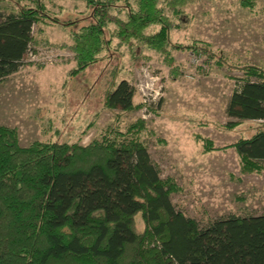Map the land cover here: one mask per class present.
Segmentation results:
<instances>
[{"label":"trees","instance_id":"trees-1","mask_svg":"<svg viewBox=\"0 0 264 264\" xmlns=\"http://www.w3.org/2000/svg\"><path fill=\"white\" fill-rule=\"evenodd\" d=\"M185 1L167 0L166 5L179 17L177 7ZM84 2L86 12L77 18L52 14L45 0L0 9V80L19 69L31 48L33 26L46 22L68 28L76 73L99 60L113 38L117 44L137 42L157 50L171 66L170 48L197 52L207 47L196 40L172 41L174 24L159 0ZM153 26L157 29L149 32ZM206 51L218 65L241 71L225 106L236 121L225 126L259 122L233 144L241 169L259 171L264 67L229 65L220 53ZM133 58L139 56L134 52ZM134 92L122 79L106 90L105 104L138 108ZM144 122L137 119L125 131H103L85 144L54 140L27 146L18 143L15 128L0 124V264H264V212L229 213L200 224L177 209L171 195L178 186L160 176L138 137Z\"/></svg>","mask_w":264,"mask_h":264},{"label":"rangeland","instance_id":"rangeland-1","mask_svg":"<svg viewBox=\"0 0 264 264\" xmlns=\"http://www.w3.org/2000/svg\"><path fill=\"white\" fill-rule=\"evenodd\" d=\"M159 1L175 25L171 40H196L207 46L205 50L170 48L171 66L157 50L137 42L117 44L113 38L99 60L76 73L68 28L48 22L34 25L22 65L0 80V124L16 129L21 146L54 140L85 144L103 131H125L142 119L138 137L147 144L160 176L172 178L178 186L171 195L177 209L200 224L229 213H263L264 163L259 171L242 170L233 146L259 122L225 126L236 121L227 116L225 106L234 76L241 71L218 65L206 50L220 53L229 65L264 67V0H186L177 7L179 17L167 0ZM16 2L29 0H0V9L16 8ZM45 3L60 18L86 12L84 0ZM122 79L134 86L133 103L138 108L106 106V90ZM136 219L141 229L139 216Z\"/></svg>","mask_w":264,"mask_h":264}]
</instances>
